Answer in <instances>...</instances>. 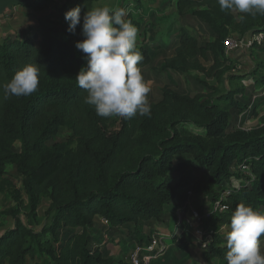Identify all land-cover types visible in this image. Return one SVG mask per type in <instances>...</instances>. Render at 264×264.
I'll return each instance as SVG.
<instances>
[{"label": "trees", "instance_id": "trees-1", "mask_svg": "<svg viewBox=\"0 0 264 264\" xmlns=\"http://www.w3.org/2000/svg\"><path fill=\"white\" fill-rule=\"evenodd\" d=\"M53 1L22 6L43 11ZM97 1H64L57 20L48 15L40 18V24H50L42 28L39 39L0 41V85L25 64L36 63L41 69L39 90L29 97L4 100L0 89V194L9 193L18 202L14 226L0 235V264H27L29 257L37 256H48L53 264H111L102 248L94 247L91 231L97 219L104 218L114 227L135 224L136 245L145 241L138 236L140 221H162L167 210L174 215L190 190L203 196L204 201L194 206L204 215L202 225L213 230L202 250L204 264H227L226 235L235 208L245 204L264 213V123L230 127L224 103L232 97L206 79L201 80L204 90L194 95L164 86L162 98L150 102V117L119 118L113 125L114 117L98 116L85 103L87 92L75 80L87 63L75 44L84 39L83 16ZM78 5L81 23L70 33L65 13ZM176 7L180 16L189 13L201 19L213 37H197L182 25L174 53L163 60L161 69L199 71L218 81L236 79L238 75L228 72L239 62L225 53V40L264 30V16L245 14L241 21V13L221 11L217 0H176ZM125 19L134 21L131 14ZM152 48L172 49L164 42ZM137 49L144 57L139 66L145 78L152 56L146 42ZM258 52H264V45L250 48L252 56L259 57ZM203 60L212 64L208 67ZM233 62L237 65L231 67ZM260 63L259 71L264 70V62ZM256 80L263 82L264 75ZM62 128L71 130V137L54 141ZM244 162L247 171L239 168ZM184 163L202 166L203 174L194 178L191 170H185L174 182L173 170ZM9 164L23 176L26 197L7 176ZM226 190L230 193L222 198ZM45 198L49 204L41 214ZM206 201L209 210L204 208ZM216 201L227 208L214 211L211 205ZM40 224V230L31 227ZM62 228L81 230L67 233L61 242ZM186 236V232L173 236L167 251L152 264H189L193 244Z\"/></svg>", "mask_w": 264, "mask_h": 264}, {"label": "rangeland", "instance_id": "rangeland-1", "mask_svg": "<svg viewBox=\"0 0 264 264\" xmlns=\"http://www.w3.org/2000/svg\"><path fill=\"white\" fill-rule=\"evenodd\" d=\"M64 1L66 0H54L51 6L43 11H36L31 7L22 6H16L5 11L0 16V41L2 42L6 37L10 39H24L27 37L39 39L42 28L45 30L50 24V22H46L44 25L43 23L40 24V18L44 19V16L48 15L51 16L53 20H57L59 8ZM172 2V0H99L94 6H107L112 9H119L129 5V8L132 9L129 14H131L134 20L133 24L139 30L136 46H141L142 42L146 41L149 48L147 52L152 56L151 63L145 68V80L151 85V91L148 94L149 102L160 100L163 94L162 89L166 85L178 91L194 95L204 90L201 80L206 79L210 84L218 86L221 93L230 94L232 97V99H229V103H224V106H226L229 112L230 127L240 125L245 128H252L263 124L264 95L258 96L256 100H254V95L261 92L264 84V81L258 83L256 80V77L264 75V70H258L261 65L260 62H264V52H258L260 56L253 58L249 54L250 50H246V54L248 55L239 62L242 68L237 71L230 69L228 72L230 75H238L236 79L223 78L218 81L215 77L208 78L199 71L181 73L174 70L167 71L161 69L160 66L163 60L174 53V49L178 43V36H176V34L183 26H186V28L197 37H201V35H205L210 39L213 37L207 24L189 13L180 16L176 11V3L172 6ZM160 42H164V44L170 46L172 48L171 51L168 49L165 51L163 49L160 51H152L150 49L152 44H158ZM203 61L208 67L212 64L211 60ZM236 65L237 62H233L231 67ZM118 119L119 118L114 117L112 124L116 125ZM71 135V130L62 128L54 141H66ZM15 148H20L19 142H16ZM180 160L181 159L176 160L178 165ZM185 170H191L194 178L201 176L204 172L203 167L200 165L184 163L182 168L178 167V169L173 170L174 182L180 180ZM7 176L15 182L16 186L21 189L23 196L26 197L22 184L23 176L19 173L14 164L8 165ZM187 197H189V195ZM202 201H204L202 195L196 196L194 194L191 196V204L193 206L196 203L201 204ZM48 204L49 200L45 198L40 208L41 214L48 207ZM204 208L205 210H209L210 203L207 202ZM17 209L18 202L13 196L9 193L0 194V235L14 226V212H16ZM20 216L28 223V217L25 213L21 212ZM174 219L176 220L175 213L173 215L172 210H167L164 220L162 221L158 219L141 220L139 223L140 232L138 236L147 241L155 230H162L170 233L174 231L175 228ZM31 227L40 230L42 229V224L39 226L31 225ZM135 228L136 226L133 223L114 227L104 218L97 219L91 231L92 237L94 238V247L99 245L105 255L113 260L111 264H123V260L127 263L130 250L133 249L135 241L138 240L137 237L133 235ZM80 230L81 228L73 230L62 228L61 242L65 241V235L67 233L79 232ZM221 232L227 233V229H222ZM186 237L188 241L193 244V249H191L190 252L189 264L206 263L207 261L202 255L203 249L197 244V238L190 232L187 233ZM27 264H53V262L50 261L48 256H37L36 258L29 257Z\"/></svg>", "mask_w": 264, "mask_h": 264}, {"label": "clouds", "instance_id": "clouds-1", "mask_svg": "<svg viewBox=\"0 0 264 264\" xmlns=\"http://www.w3.org/2000/svg\"><path fill=\"white\" fill-rule=\"evenodd\" d=\"M220 10L238 12L243 21L248 16H264V0H217ZM123 8L107 6L88 9L83 16V40L75 47L86 57V66L77 73L78 87L87 92L85 103L104 118L131 119L151 116L148 94L151 85L143 76L140 62L144 57L137 49L138 28L125 19ZM68 32L75 33L81 23L78 5L65 13ZM39 64L28 63L0 85L3 99L29 97L39 90ZM264 213L239 204L231 215L226 235L227 264H264Z\"/></svg>", "mask_w": 264, "mask_h": 264}, {"label": "built area", "instance_id": "built-area-1", "mask_svg": "<svg viewBox=\"0 0 264 264\" xmlns=\"http://www.w3.org/2000/svg\"><path fill=\"white\" fill-rule=\"evenodd\" d=\"M129 7V5L122 7L126 10L127 14L132 11ZM254 45H264V30L252 33L246 37L229 36L225 40L224 50L227 55H232L236 51L246 52V50H250V48ZM241 68L242 65L239 63V65L236 68L234 67L233 70L237 71ZM262 95H264V84L261 92L254 95V100H256L258 96ZM239 127L242 126L239 125ZM239 168L242 171L249 170V166L245 162L240 164ZM229 193L230 190H226L222 194V198ZM192 195L194 194L190 190L188 199L183 205L179 206L175 210L176 221L174 224V231L169 233L162 230H155L149 236L147 241L137 243L129 253L128 260L130 264H152L153 259L163 255L167 251L173 236H180L183 232H190L197 238V244H199L202 249L207 248L212 239L213 230L205 228L204 225H202V218L204 215L191 204ZM211 207L214 211H223L227 208V205L224 202L216 201L213 205H211Z\"/></svg>", "mask_w": 264, "mask_h": 264}, {"label": "water", "instance_id": "water-1", "mask_svg": "<svg viewBox=\"0 0 264 264\" xmlns=\"http://www.w3.org/2000/svg\"><path fill=\"white\" fill-rule=\"evenodd\" d=\"M34 1L36 0H0V16L15 6L32 4Z\"/></svg>", "mask_w": 264, "mask_h": 264}, {"label": "crops", "instance_id": "crops-1", "mask_svg": "<svg viewBox=\"0 0 264 264\" xmlns=\"http://www.w3.org/2000/svg\"><path fill=\"white\" fill-rule=\"evenodd\" d=\"M173 2H172V6H173V4L174 3H176V0H172ZM18 6H22V5H18ZM16 7V6H15ZM22 7H24V6H22ZM146 42V41H145ZM145 42H142V44L143 43H145ZM141 44V45H142ZM155 44H152V46H154ZM152 50L153 51H160V50H162V49H155V48H152ZM249 54H250V52H249ZM246 55H248V54H246V52H244V51H236V52H234L233 54H232V56H234V58L236 59V60H238V62H240V61H242V59H244V57L246 56ZM251 55V54H250ZM256 55V54H255ZM252 56V55H251ZM253 58L255 57L254 55L252 56ZM261 242H262V244H264V238H261ZM131 251V250H130ZM129 256V255H128ZM129 262V261H128Z\"/></svg>", "mask_w": 264, "mask_h": 264}]
</instances>
